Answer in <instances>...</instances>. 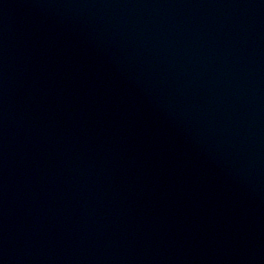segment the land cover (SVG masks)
<instances>
[{"label": "water", "instance_id": "1", "mask_svg": "<svg viewBox=\"0 0 264 264\" xmlns=\"http://www.w3.org/2000/svg\"><path fill=\"white\" fill-rule=\"evenodd\" d=\"M0 264H264V0H0Z\"/></svg>", "mask_w": 264, "mask_h": 264}]
</instances>
